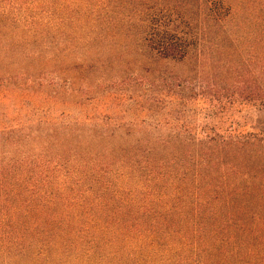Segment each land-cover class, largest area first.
<instances>
[{"label": "trees", "instance_id": "trees-1", "mask_svg": "<svg viewBox=\"0 0 264 264\" xmlns=\"http://www.w3.org/2000/svg\"><path fill=\"white\" fill-rule=\"evenodd\" d=\"M0 148V258L264 264V0H0Z\"/></svg>", "mask_w": 264, "mask_h": 264}, {"label": "rangeland", "instance_id": "rangeland-1", "mask_svg": "<svg viewBox=\"0 0 264 264\" xmlns=\"http://www.w3.org/2000/svg\"><path fill=\"white\" fill-rule=\"evenodd\" d=\"M169 69L170 71L180 70V68L175 69L173 67ZM181 70L183 71V69ZM44 83L46 84L44 91L47 92L45 93V96L33 98L28 102L29 105L33 106H30V112L26 110L25 114L30 113L29 118L31 119L33 118V112H37V110L38 112L44 113L46 117L57 118L62 116L64 120L77 121L83 119L86 114L93 115L94 113L96 115L99 111H105L108 108H113V105L108 107L110 104L103 106L102 101L99 100L84 109L83 105H81L83 102L80 105L78 104L81 102V99L75 101L68 95L69 91H67V93L64 92V84H62L58 75L50 73L46 77ZM56 94H58L57 99H55ZM43 101H47L46 105L42 104ZM40 104H42V108L36 106ZM13 115L10 118H12ZM243 115L249 120V124L256 121L257 114L252 110L244 112ZM36 155L42 156V160H45V157L47 156L44 152H40ZM54 255V253H48V257H46V259H35L32 258L31 255H26V257H21L14 261H9V259L6 258H0V264H122V261L113 260L112 258H108V256L106 257L104 254L101 256H95L94 258L88 260L86 258H81V256H74L72 255V252L71 254L59 255L58 257H55Z\"/></svg>", "mask_w": 264, "mask_h": 264}]
</instances>
